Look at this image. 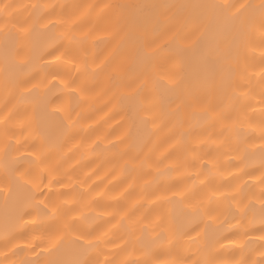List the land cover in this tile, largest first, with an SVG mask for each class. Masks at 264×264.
I'll return each mask as SVG.
<instances>
[{
    "label": "snow or ice",
    "instance_id": "1",
    "mask_svg": "<svg viewBox=\"0 0 264 264\" xmlns=\"http://www.w3.org/2000/svg\"><path fill=\"white\" fill-rule=\"evenodd\" d=\"M57 7L0 2L5 107L9 100L31 107L30 113L28 108L23 112L9 108L0 116L4 125L0 154L8 181L7 192L0 187V194L6 203L14 198L11 231L6 222L0 264H41L40 257L43 264H117L100 251L113 228L124 229V235L119 237L121 244L111 242L121 250L131 247L130 254L136 256L119 264H248L244 259H226L222 253L227 245L243 253L252 242L256 229L249 213L255 214V201H259L264 233V171L259 177L260 195L247 199L248 185L242 178H251V173L241 168L238 175L215 187L208 177L222 175L220 156L246 152L253 137L264 153V50L258 113L247 103L253 95L246 87L252 80L247 63L240 67V54L251 47L257 34L264 48V0L239 6L106 5L111 15L99 17L87 31L82 28L90 13L81 11L83 6L60 5L59 11ZM133 8L136 14L125 11ZM159 16L165 17L162 34H171L165 42L153 35L160 27ZM96 28L109 38L107 43H115V51L122 53L119 60L112 53L100 59V54L90 52V47H96L95 42L89 43ZM223 42L236 50V66L228 76H218L211 59ZM39 73L43 75L37 79ZM99 99H104L105 107L113 105L117 115L124 113L128 128L118 139L125 147L115 158L124 161L119 183L132 180L110 197L117 205L113 210L109 205L98 213L96 219L109 216L101 224L111 227L104 230L101 225L81 226L87 220L82 211L85 198L89 205L99 204L92 197L94 186L81 190L95 172L85 173L84 180L70 175L84 166L80 161L70 164L83 146L76 140L80 122L76 108ZM257 115L258 124L252 127V117ZM13 117H17L14 124ZM192 121L199 125V133L193 132ZM217 125V132L203 136ZM164 128H168L166 137L154 139ZM165 143L168 149L157 154ZM211 144L217 145L215 157ZM223 148L227 153L220 151ZM20 160L28 164L23 172L16 167ZM169 173L182 179L170 185L171 195H157L158 179ZM205 173L208 176L201 180ZM187 180L192 181L190 188L185 186ZM237 180L240 183L232 182ZM139 181L141 192L129 200ZM13 185L18 189L15 193ZM220 200L226 202L223 208ZM258 239L264 241V234ZM20 252L34 258L18 259Z\"/></svg>",
    "mask_w": 264,
    "mask_h": 264
},
{
    "label": "bare ground",
    "instance_id": "2",
    "mask_svg": "<svg viewBox=\"0 0 264 264\" xmlns=\"http://www.w3.org/2000/svg\"><path fill=\"white\" fill-rule=\"evenodd\" d=\"M0 2H5V0H0ZM7 2H11L17 5H30L32 3H41V4H54L57 5V11H59L60 5H68V6H83L80 10L86 13H90L87 15L85 23L83 25L82 31H87L92 29L95 25L97 19L101 16H104L105 19L111 15L112 10L106 8V5H168V4H236L239 6L240 4H253L259 5L261 0H7ZM88 6H93L89 8ZM126 12L130 14H136L137 9H127ZM158 11H163L162 9ZM164 16H159L160 27L158 30L153 33V35L159 36V42H165L170 39L171 34H162L164 33ZM108 37L104 35L101 28H96L93 33V40H90V45L95 42L96 47L93 49L90 47V52L94 51L100 54V59H104V57L109 56L110 53L117 56V60H119L122 56V53H118L115 51V43H107ZM127 47V46H125ZM264 50L262 48L259 35L257 34L252 41L251 47L245 49L240 54V67L244 68L245 62L247 63L248 74L252 76V80L250 85H246V87H250L253 95L248 99L247 103L254 106L255 111L258 113L260 111L261 106L259 105V92L261 90L260 83V66L262 64L261 60V52ZM211 59L214 62V68L217 72V75H231L229 72L230 68L236 66V50L233 45H230L228 42H223L220 44L219 48L212 52ZM195 72L196 70L193 69ZM43 73H39L37 79H39ZM236 82L239 84L240 79L239 76H236ZM103 80V77H101ZM3 81V52L0 49V116H3L9 108L13 109V112H16L18 108L20 112H23L25 108H28L29 113L31 112V107L27 102L15 104L14 101H8V107H5L6 96L2 87ZM99 91V89L97 90ZM59 95V93H57ZM172 97H168L167 99H171ZM227 101H225L226 103ZM15 104V107L13 106ZM104 99L99 100H90L87 103L79 104L76 108V111L80 113V122L77 124V128L79 130V135L76 140L82 141L83 146L81 147L80 152H76L73 160L70 162L71 166H76V162L80 161L84 166L77 167L75 172L70 173V175L77 180L86 179L85 173L91 174L95 172V175L91 176V179L88 180L87 184L82 186V189H87L90 186H94V190L92 192V197H95L99 200V204H88V199L85 198L83 203L82 211L87 217V220L81 221V226L88 225H101L100 230L108 229L111 227L109 224H101L102 221H106L109 219L107 214L101 216L99 219H96L98 213L104 209L105 207L111 205L109 211L113 210L117 205L115 201L110 199V197H115L118 193H121L122 189L126 188L129 184L132 183L131 178L126 180L123 183H119L122 179L121 176V167L123 166L124 161L118 160L115 158V153L122 150L125 146L119 144L118 138H123V134L127 131L128 125L124 118V113L121 111L118 115L116 114L117 109L113 108V105H108V107L104 106ZM246 111L251 112L252 109H246ZM17 117H13V124L15 123ZM260 117L253 116L252 117V127H256L258 124ZM192 130L193 132L199 133L200 127L196 123V121H192ZM188 125H186V128ZM247 128L248 125L245 124ZM4 125L0 123V138L3 135ZM219 129V125L216 128H208L207 131L203 133V136H207L209 133H215ZM135 132V130H133ZM168 133V128L162 129L159 133H157L154 139L163 140ZM259 129H256V134L258 135ZM52 134L55 135V129H52ZM27 135V133H25ZM227 135V134H226ZM23 139L24 137H20ZM203 138V137H201ZM223 139V138H221ZM93 141L96 143L93 144ZM75 143V141L73 142ZM112 144H117V148H112ZM260 141L253 137L249 144L245 147L247 151L242 154H237L235 157L229 155L220 156V163L223 168V174L217 175L213 174L208 177L212 179V187L219 185L225 179L231 180L232 176L238 175L239 169H243L246 172L252 174V177L244 176L242 179L247 181V187L245 188L246 199L248 197H258L260 195V184L259 177L261 172L264 171V153L259 151ZM97 145H99L97 147ZM169 144L165 143L162 145L161 149L157 154L163 153L166 149H168ZM213 150V157L217 155L215 149L217 147L216 144L210 145ZM221 152L227 153L228 149L223 148L220 150ZM241 155L243 158L241 159ZM16 167L20 168L21 172L28 168V164L24 160L18 161ZM66 167H68L66 165ZM5 158L3 154H0V187L5 189V193L8 190V181L5 179ZM13 174L9 173L11 177ZM208 176L207 173L200 177L201 180H204ZM182 177L178 173H169L166 176H163L158 179V188L157 195L166 194L171 195V187L170 185L177 180H181ZM66 182H68V178L65 177ZM102 181V182H101ZM47 180L45 179V183ZM233 183H240L239 180L232 181ZM142 181H139L135 184V192L132 196L129 197V200L135 199L137 195L141 192ZM199 184V181H197ZM192 181H185L186 187H191ZM60 186L57 185V188ZM80 188L79 185H77ZM64 190V189H62ZM18 189L15 185H13V192H17ZM47 191V189H44ZM107 193V195H105ZM99 194V195H98ZM214 199H219V197H214ZM123 202V201H122ZM225 201L220 200L219 207L223 208L225 205ZM259 201H255V214L249 213V218L253 220L252 228L256 229L251 233L252 242L247 244L243 253L236 248L235 245H227L226 250L222 253V256L226 259H244L248 262V264H264V256L261 255L264 252V241L258 239L261 234H264L260 231L261 228V220L259 214ZM78 210H81L78 208ZM14 213V198H9L7 203L5 202V195L0 194V251L5 250V225L6 222L9 224V230L11 231V218ZM181 220L184 217H180ZM48 221H45V225H48ZM114 224L115 221H112ZM235 223V221H233ZM39 231V229H37ZM124 235V229H112V232L109 234V242L106 245L101 247V252L104 254H108L109 258H115L117 264H119V260L124 259H135V255H131V247L121 250L116 248L115 244L111 241H115L116 244H121L122 241L119 239L120 236ZM234 239H241L240 237H233ZM183 243V242H182ZM10 246V245H9ZM194 251V249H193ZM18 259L24 258H34L29 256L24 252H20L16 257ZM95 258V254H94ZM103 259V256L99 257ZM41 264H43L44 257H40Z\"/></svg>",
    "mask_w": 264,
    "mask_h": 264
}]
</instances>
